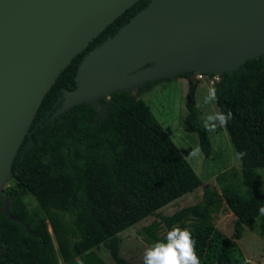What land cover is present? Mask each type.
<instances>
[{"label":"trees","instance_id":"16d2710c","mask_svg":"<svg viewBox=\"0 0 264 264\" xmlns=\"http://www.w3.org/2000/svg\"><path fill=\"white\" fill-rule=\"evenodd\" d=\"M148 3L136 1L110 23L46 93L0 192V210L10 202V214L23 221L0 213V264H107L96 251L100 246L116 264H131L120 254L119 233L152 214L158 215L167 233L173 228L190 233L200 264H256L246 259L237 240L254 218H259L258 234L264 238V187L255 170L264 167V54L224 71L211 87L219 113H231L223 127L241 164L244 194L221 183V192L206 188L200 201L169 215L156 213L202 183L139 96L162 78L136 91L101 97L105 110L97 118L91 104H76L51 118L63 91L75 88L82 58ZM209 126L221 125L217 121ZM184 130L197 134L205 157L212 154L208 126L190 102ZM28 193L35 197L37 210L29 208ZM223 203L234 215L230 237L212 220ZM154 228L143 227L146 242L151 247L166 244L167 237Z\"/></svg>","mask_w":264,"mask_h":264},{"label":"water","instance_id":"95a60500","mask_svg":"<svg viewBox=\"0 0 264 264\" xmlns=\"http://www.w3.org/2000/svg\"><path fill=\"white\" fill-rule=\"evenodd\" d=\"M138 0H0V192L12 161L58 75ZM264 54V0H149L88 51L52 117L76 104L185 73L237 69ZM7 202L0 213L14 221ZM27 227V224H26Z\"/></svg>","mask_w":264,"mask_h":264},{"label":"rangeland","instance_id":"374dc122","mask_svg":"<svg viewBox=\"0 0 264 264\" xmlns=\"http://www.w3.org/2000/svg\"><path fill=\"white\" fill-rule=\"evenodd\" d=\"M181 77L187 79V75L162 78L160 81L147 85L139 95L149 105L153 115L166 129L173 141L176 142L182 153H185L186 157H184L202 181L201 185L195 190L184 194L156 212L163 215L172 214L184 206L200 201L206 188H214L221 192V183L233 185L242 194L245 192L240 171L241 164L227 131L223 126L214 128L209 126L218 120L209 121L208 117L219 113L214 100L206 102V99L212 93L211 87L208 86L206 80L197 81L201 86L195 92L198 84L192 83L190 85L188 82L189 85L185 86L184 81L179 80L182 79ZM189 102L199 109L201 117L208 125V134L212 143V154L209 157H205L200 150L197 134L184 130V117L187 114V104ZM255 170L260 175L264 187V167H258ZM25 200L30 209H38L37 201L33 195L26 194ZM212 220L217 228L227 236H231L234 215L226 204L223 203L212 214ZM258 224L259 218H254L245 225L242 237L237 240V244L247 260L256 264H264V238L258 234ZM149 225L155 226V232L159 235L167 237L168 233L156 214L142 219L119 233L120 254L129 260L131 264H138L142 261L146 251L152 248L144 239L143 233V227ZM48 229L51 232L50 226ZM96 251L107 264H116L105 247L100 246Z\"/></svg>","mask_w":264,"mask_h":264},{"label":"clouds","instance_id":"9594fccd","mask_svg":"<svg viewBox=\"0 0 264 264\" xmlns=\"http://www.w3.org/2000/svg\"><path fill=\"white\" fill-rule=\"evenodd\" d=\"M214 99L215 93L213 91L206 102ZM230 118L231 113L227 115L217 113L209 116L208 120H218L220 125L223 126ZM261 212L264 213V209H261ZM167 241L166 244L158 242L148 249L144 256V264H200L194 250L195 241L187 230L181 231L178 228H173L167 235Z\"/></svg>","mask_w":264,"mask_h":264},{"label":"built area","instance_id":"2783aa9c","mask_svg":"<svg viewBox=\"0 0 264 264\" xmlns=\"http://www.w3.org/2000/svg\"><path fill=\"white\" fill-rule=\"evenodd\" d=\"M194 77L198 81L206 80L207 84L212 87L219 80L220 75L215 73H195Z\"/></svg>","mask_w":264,"mask_h":264},{"label":"crops","instance_id":"0c3cea01","mask_svg":"<svg viewBox=\"0 0 264 264\" xmlns=\"http://www.w3.org/2000/svg\"><path fill=\"white\" fill-rule=\"evenodd\" d=\"M181 78H182V79H179V80L184 81V83H185L184 85H185V86H186V85H189L187 79H185V78H183V77H181ZM198 82H199V81H198ZM198 82H196V83L198 84ZM200 86H201V85H199V84L196 86V88H195V92H197V88L200 87ZM208 86H209V85H208ZM174 142H175V141H174ZM175 143H176V142H175ZM178 148H179V147H178ZM180 151L182 152V150H180ZM187 153H188V152H187ZM182 154L185 156V153H182ZM185 157H186V156H185Z\"/></svg>","mask_w":264,"mask_h":264}]
</instances>
